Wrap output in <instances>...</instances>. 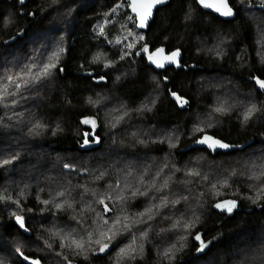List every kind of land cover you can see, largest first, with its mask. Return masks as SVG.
I'll return each mask as SVG.
<instances>
[{
	"label": "trees",
	"instance_id": "1",
	"mask_svg": "<svg viewBox=\"0 0 264 264\" xmlns=\"http://www.w3.org/2000/svg\"><path fill=\"white\" fill-rule=\"evenodd\" d=\"M86 2L0 0V77L32 65L30 47L38 43L50 55L35 61L33 72L56 64L50 75L19 92L12 88L16 94L0 103V257L14 264H27L24 257L39 264H264V89L256 84L264 80V0L246 9L228 0L230 19L195 0H169L155 10L146 31L135 28L125 0ZM127 32L129 54L113 45ZM156 48L180 51L181 66L153 67L148 57ZM95 50L116 60L118 79L89 59ZM53 53L58 59L50 60ZM101 74L104 81L95 82ZM153 89L154 101L139 113ZM106 90L115 92L124 110L134 111L117 130L109 128L102 103ZM253 105L256 111L245 120ZM202 114L208 116L204 121ZM136 127L172 128L182 140L169 149L154 135L123 136ZM203 133L238 147H190ZM139 159L148 178L132 167ZM158 162L164 169L157 170ZM199 163V175H189ZM161 177L175 189L165 199L156 197ZM102 199L111 211H104ZM222 199L237 206L218 212L214 204ZM165 200L166 207H157ZM147 208L152 211L140 216ZM10 215L22 216L25 228ZM116 217L121 224L115 238H101ZM197 234L206 245L202 250ZM17 238L25 240L23 246ZM72 239L83 241V250L68 247ZM97 239L108 243L104 252ZM160 244L167 253L162 257ZM129 245L135 251L121 257Z\"/></svg>",
	"mask_w": 264,
	"mask_h": 264
},
{
	"label": "rangeland",
	"instance_id": "2",
	"mask_svg": "<svg viewBox=\"0 0 264 264\" xmlns=\"http://www.w3.org/2000/svg\"><path fill=\"white\" fill-rule=\"evenodd\" d=\"M89 1L92 2V0H87V2H89ZM254 1H256V0H236V4L239 7H242L243 9H246V8H248V4H250L251 2H254ZM130 34H131L130 32L125 33L123 36L118 38L113 43V45H117L118 47L120 45L121 46L119 48L120 50H126V54H129V51L131 49V47H129V45H131L130 41H129L130 38H131ZM61 38H62V35H57L55 37V39L57 40V44H58L57 48L58 49H61L62 46H63V42L60 41ZM64 38H65V36H64ZM136 38L140 39L139 36H136ZM43 48H45V51H46L45 54H43L44 53V49ZM154 50H153V52H154ZM153 52H151L149 54L148 61H149V58H150V56L152 55ZM126 54H124V52H122L123 56H126ZM47 55H50V50L49 49H47L41 43L34 44L33 47H30V55L28 56V62H30V60H34V62H35V61L39 60L41 57L47 56ZM97 56L100 57L99 60H95L94 59ZM119 58L122 59L123 57H119ZM89 59L90 60L92 59L93 62L99 68H101V71H105L110 76H113L115 79H118L120 77L119 74L113 73L115 71V69H116V67L114 65L116 60H114V58L110 57V55L106 54L102 50H95L93 53L90 54ZM34 62H33V64H34ZM52 63H53V61H52ZM33 64L30 65V66H33ZM104 79H105L104 75L101 74L100 76L95 78V82H102V81H104ZM155 94H157V91L155 89L151 90L148 93L149 96L147 95L140 102L139 107H138L139 113H140L141 110H143L145 108H149L151 106V103L155 99V97L153 96ZM100 95H101L102 103L107 108L106 112L108 114V120H109V123L111 125V127H109L110 129L117 130L119 127H121L120 122H121L122 119H124L123 117L130 118L134 114L133 110H129V109L124 110L123 109V105H120L116 101V99L114 97V95H116V94H115L114 91L106 90V91H104V93L102 92ZM179 103L181 104V102H179ZM113 112H114V115L112 114ZM139 113H137V114H139ZM207 117L208 116L206 114H202V116H201L203 121ZM90 123H91V121H90ZM123 132H124L123 136L128 137V138H130V137H132V138L139 137V138H142V139L153 140L151 137L154 135L155 136L154 141L164 143L169 149H172L171 145H175L176 146L182 140V139H180L179 135L175 131L172 130V128L157 129L155 127H149V128L136 127V128L131 129V130L126 128V130H124ZM118 134L115 135V138H117ZM114 155L115 154H111V156L109 157L108 160L112 161ZM132 162H136V163H132V167L133 166L134 167H138L139 166L142 169V171H143L142 175L145 176L146 178L149 177V173H148V170H147V164H146V162L144 160L139 159L138 161H132ZM201 165H204V164L203 163H199L194 168V171L195 172H199L201 170V167H200ZM155 167L157 168V170L164 169L163 166L159 162L155 164ZM134 177H136V176H134ZM159 183H160V186H161V190L157 193L156 197L158 199H165V198H168V197L172 196V193L175 192V189L172 191V183L170 181H168L167 177H161L160 180H159ZM165 183H166L167 186H165ZM188 193L190 195H192L193 191H188ZM175 205L178 206V203H175ZM60 208H62V207H60ZM10 216H14L15 217L16 215H10ZM23 228H25V225H24ZM23 228L21 227V230ZM260 234H263V232H261ZM17 239H18V242L23 246L25 240H23L21 238H17ZM14 243L16 244V240H15ZM0 245H2V244H0ZM156 248H158L157 249V253L160 255V257H162L165 254V252H166V248L164 247L163 244H160ZM240 249H243V247H241ZM1 254H4V251H2ZM241 254H242V258H245L244 256H246V254H244V256H243V252H241ZM0 264H14V263L8 257H0Z\"/></svg>",
	"mask_w": 264,
	"mask_h": 264
},
{
	"label": "snow or ice",
	"instance_id": "3",
	"mask_svg": "<svg viewBox=\"0 0 264 264\" xmlns=\"http://www.w3.org/2000/svg\"><path fill=\"white\" fill-rule=\"evenodd\" d=\"M164 0H151L150 3L147 4V11L145 12V14L141 17V26H143V22L148 18V15H150V10L151 8L157 4V3H163ZM20 3L23 4L24 3V0H20ZM262 6H264V3H262ZM222 7L225 9L223 12H222V15L224 16H231L233 15V11L230 7H228V5L226 3H223V0H222ZM132 9L133 11H137V8H136V0H133V3H132ZM217 11H220L219 8L216 9ZM113 11H115V9H113ZM101 31H103V28H101ZM129 47H131V45H129ZM146 50V49H145ZM60 51L62 52L63 49H60ZM178 53H173L172 54V57H169L168 59H173ZM51 59H58V53H53V57L50 58ZM95 60H99L100 57L97 56L94 58ZM151 59V57H150ZM158 66H162V65H158ZM56 67V64L55 63H46L43 65L42 68L39 69V71H36V72H33V69L35 68V66H26V68L21 72V73H14V74H9L7 76H4V77H0V103H2L8 96H14L16 93L12 92L11 89L12 88H15L17 90V92H19L22 88H26L28 87L30 84L32 83H35V82H38L40 81L41 79H43L44 77L50 75V72H51V69L55 68ZM25 77H28L27 79ZM18 81H21V82H18ZM256 84L264 89V80H260V79H257L256 80ZM173 96L176 97L177 101L178 102H181V103H186V101H182V99L179 97V96H176L175 93H173ZM13 103H16L15 100L12 101ZM224 109L222 108H217L216 111H223ZM256 111V107L255 105H253L252 107H250L248 109V111L246 112L245 114V120H247L254 112ZM90 121L88 120H85L84 123H89ZM91 123H93L94 125V121H91ZM197 131H203V129H197ZM85 143H87V141H85ZM197 143H200V144H207L208 147L210 148H217V147H220V148H227L229 147V145H226V144H223L221 143L220 141L218 140H215L214 138H212L211 136H208V135H204L202 139H200L199 141H197ZM172 147H174L175 145H171ZM10 161H4L5 164L9 163ZM67 167V165H66ZM189 175H192V176H198L199 173L198 172H195V171H190L188 173ZM261 175H264V173H261ZM257 179L259 177H256ZM226 183V182H225ZM165 186L166 183H165ZM213 188H216V185H213L212 186ZM136 193H134L133 195H135ZM140 195H146V193H139ZM58 195H63V193H58ZM261 197L260 196H257L256 199H260ZM108 199H111V197H108ZM45 204L49 203L48 201H44ZM99 203L101 204H104V200H100ZM167 201H162V203L160 205H158L157 207H166L167 206ZM173 204L175 203H179V201H172ZM71 205H69L70 207ZM57 208H60L62 207V205L60 204H57L56 205ZM216 208H222V209H226L228 212H232V210L236 207V201L235 200H228V201H223L222 203H217L215 205ZM104 211L105 212H109L111 211V209L107 206V204H104ZM152 211V208H147L145 209V212H142L140 213L139 215L140 216H144L146 213H150ZM152 217L149 216V219H151ZM125 220H127L128 218L127 217H124ZM16 220L17 222L20 224V226L23 228L24 227V220H23V217L22 216H17L16 217ZM140 221H134V223H139ZM112 223V226L109 227L108 229V232L105 233L103 231H101L99 233L100 237L101 238H107L108 241H111L112 239L115 238V236L117 235V232L114 230L116 228L117 225H120L121 224V218L120 217H116V219L114 221L111 222ZM104 224L105 225H108L109 224V221L108 220H104ZM177 225H173V227H176ZM185 228H190L192 227V224L189 223V224H185L184 225ZM130 228V225L129 224H123V229L124 230H128ZM54 235H56L54 233ZM92 233L89 232L88 233V237H89V241H91L92 239ZM181 239H184V237H181ZM196 240H200L201 241V247L200 249L198 250H202L204 247H206V245L204 244V242L201 240V237L199 234L196 235L195 237ZM135 241L133 240V243ZM95 243L97 245H100V248H99V251L100 252H104L105 249H107L109 247L108 243H101V240L100 239H97L95 240ZM62 247H64L65 245L62 243L61 245ZM68 247H75L76 249H79V250H83L85 244L83 241H78L76 239H72L71 241V244L67 245ZM49 247H51V245H49ZM16 251L18 253H20L21 255H23V253L21 252V249L18 247L16 249ZM135 249L129 245L128 248L126 249H121L120 250V256L123 257V256H127L130 252H134ZM169 252L171 251V249L168 250ZM167 255V253H165ZM25 260L28 259V257H24ZM32 264H39V261H32Z\"/></svg>",
	"mask_w": 264,
	"mask_h": 264
},
{
	"label": "water",
	"instance_id": "4",
	"mask_svg": "<svg viewBox=\"0 0 264 264\" xmlns=\"http://www.w3.org/2000/svg\"><path fill=\"white\" fill-rule=\"evenodd\" d=\"M126 4H127V10H128V14L130 18H134V25L135 28L139 31H146L149 22L151 21V19L153 18L154 12L157 8L165 5L169 0H164L163 3H157L155 4L151 10H150V15H148V18L143 22V26H141V17L145 14V12L147 11V4L151 2V0H136V8L137 11H133L132 9V3L133 0H125ZM196 3L198 4V6L204 10H207L209 12L214 13L215 15H218L219 17L223 18V19H230L234 16H224L222 15V12L225 10L222 7V0H195ZM223 3H226L228 5V7L231 8V6L228 3V0H223ZM219 8L220 11H217L216 9ZM232 9V8H231ZM233 11V10H232ZM173 53H178L173 59H168L169 57H172ZM151 59L149 58V63L155 67V68H163V67H167V66H173V67H180L181 63H180V59H181V52L178 50H173L171 52H165L164 49L162 48H157L154 50V52L152 53V55L150 56ZM158 65H162V66H158ZM204 135H208L211 136L212 138H214L215 140L220 141L223 144L229 145V147L227 148H220L217 147L215 149L208 147L207 144H200L197 143V141H199L200 139L203 138ZM248 144V143H247ZM190 147H198V148H205L211 152H216V151H229L232 150L234 148H237L238 146L233 145V144H228L222 140H220L219 138L209 134V133H203L200 137H198L191 145ZM231 199H222V200H218L215 204H214V208L218 211V212H223V213H229L226 209H222V208H216L215 205L217 203H222L223 201H228ZM236 206H237V202H236ZM15 216L13 218L14 221L17 222ZM32 261H38L37 259L34 258H28L27 259V264H32Z\"/></svg>",
	"mask_w": 264,
	"mask_h": 264
}]
</instances>
